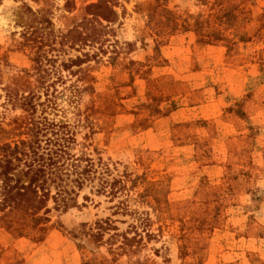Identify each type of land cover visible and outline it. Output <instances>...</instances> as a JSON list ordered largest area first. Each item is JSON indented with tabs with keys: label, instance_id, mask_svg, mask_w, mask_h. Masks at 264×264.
I'll use <instances>...</instances> for the list:
<instances>
[{
	"label": "rangeland",
	"instance_id": "rangeland-1",
	"mask_svg": "<svg viewBox=\"0 0 264 264\" xmlns=\"http://www.w3.org/2000/svg\"><path fill=\"white\" fill-rule=\"evenodd\" d=\"M35 60L88 87L46 118L107 173L67 182L38 235L1 209L0 264H264V0H0V147Z\"/></svg>",
	"mask_w": 264,
	"mask_h": 264
},
{
	"label": "trees",
	"instance_id": "trees-1",
	"mask_svg": "<svg viewBox=\"0 0 264 264\" xmlns=\"http://www.w3.org/2000/svg\"><path fill=\"white\" fill-rule=\"evenodd\" d=\"M34 63L32 71L36 77L32 82L25 81V95L15 99L21 111L18 119L24 139L11 147H0V210L8 208L21 212L25 217L19 223L18 232L23 233L29 229L38 235L45 229L41 225L48 221L44 217L49 212L48 201H51L54 210L69 206L71 199L68 197L73 191L67 189V182L79 188L88 175L97 172L100 176L107 173V168L103 164L94 167L90 159L70 154L72 132L66 124L54 123L46 118L47 113L54 111V100L58 93L67 91L68 102L72 103V100L77 99L88 87L79 89L70 84L61 92H56L54 83L46 80L49 74L43 75L46 72L42 71L40 62L35 60ZM74 63L77 64L74 66L78 67L83 60L76 58L70 61V64ZM77 72L79 80L88 77L81 68H78ZM54 82L62 83L61 77L57 76ZM40 96L43 97L42 101ZM37 107L40 110L36 116ZM99 161L98 159L97 162ZM67 168H70V171ZM12 172L20 173V178L13 177ZM114 184L118 182L112 179L108 182L107 179L101 178L97 192L113 195L118 188ZM49 187L53 189V194H50ZM103 223V226L98 225V231L109 227L106 222ZM122 240L128 241L125 237Z\"/></svg>",
	"mask_w": 264,
	"mask_h": 264
}]
</instances>
